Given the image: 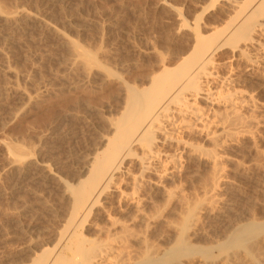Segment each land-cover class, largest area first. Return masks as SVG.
<instances>
[{
    "label": "bare ground",
    "instance_id": "bare-ground-1",
    "mask_svg": "<svg viewBox=\"0 0 264 264\" xmlns=\"http://www.w3.org/2000/svg\"><path fill=\"white\" fill-rule=\"evenodd\" d=\"M1 4L0 19L11 25L38 22L65 47L64 67L56 74L61 93L79 88L93 93L112 79L117 83L103 109L93 110L99 121L89 150L74 157L75 166L67 164V172L62 169L66 173L36 158L39 155L34 149L40 147L7 144L14 174H35L37 179L53 183L65 200L63 212L55 217L59 218L57 227L47 234V226V236L38 234L40 237L29 239V244L15 252L20 257L14 262L13 256V264H264L261 211L256 215L259 220L252 213L250 200L241 208V198L237 201L233 197L239 195L233 194L226 168L235 164V174H240L253 166L264 175V149L260 145L264 103L256 101L247 89L252 80L264 74V0H210L194 12L169 4L166 8L176 21L174 34L181 42L173 49L156 52L155 66L148 72H136L141 66L130 62L126 53L128 59L123 57L114 64L134 71L132 78L116 71L109 58L103 61L105 53L100 59L99 47L97 51L87 49L39 14L24 9L8 11ZM209 6L216 11L208 12ZM224 49L230 59L221 63L217 55ZM231 59L244 64L243 73L231 65ZM2 70L8 71V66ZM43 88L41 95H48L49 88ZM12 90L26 103L36 98L24 89ZM86 108L82 110L90 112L91 108ZM231 150L249 158L247 168L232 158ZM187 176L192 181L186 185ZM263 183L256 187L260 190ZM185 185H192L191 192ZM53 205L50 210L54 213ZM208 221L212 226L206 230ZM158 225L163 232L153 230ZM153 234H158L156 240ZM199 239L206 241L199 244Z\"/></svg>",
    "mask_w": 264,
    "mask_h": 264
},
{
    "label": "rangeland",
    "instance_id": "rangeland-1",
    "mask_svg": "<svg viewBox=\"0 0 264 264\" xmlns=\"http://www.w3.org/2000/svg\"><path fill=\"white\" fill-rule=\"evenodd\" d=\"M209 2L210 0H0V3H2L1 6L4 4L5 6L3 7H7L6 10L8 11L24 9L32 13L34 12L37 15L39 14L40 17H42L44 20H48L52 23H55V27L58 26L57 29L66 33L65 35L70 37V39L72 38V40H76L81 46L87 49H94V51H97L99 47L100 52H102L100 53L98 51V53H105L104 55H106L107 57L104 58L105 56L102 54V58H99L102 60L104 58L103 61H109L110 59L111 62H113L112 66L116 69V71H119L120 73L122 71L123 73L121 74H123V76H125L126 78H132L136 73L134 71H124L121 69V64H119L120 67L118 66V64H114L119 63L123 59V57H125L126 59L130 58V62L131 60H133L132 63L135 62L138 64V66H141H139L140 68L138 69V71L135 70L136 72H148L151 70L152 67L155 66V61L157 59L155 57L156 52L158 54V52L160 51V53H162V51L164 52L168 49H173L176 44H179L181 42L180 38H177L175 36L176 34H174L176 21L173 15H171V12L168 10L170 5H172L173 7L175 6L177 8L187 10L188 12H194L195 10H198L200 6L208 5ZM207 11L210 13L215 12L216 7L213 6L212 8V6H209ZM69 23H71L72 25ZM19 25H11L0 19V264H13L15 260L17 262L20 256H17L15 252L19 251L20 248H24L26 246L24 244L29 242V239L35 238L36 235L37 237H40L41 235V237L47 236L45 234L46 231H49L47 234H50V232L54 230L51 228H56L59 224V218L55 219L56 215H60L64 210L63 206H65V200H63L64 198L53 183L49 182V184H47L46 181L45 183L44 181H42V179L40 180L39 177L37 179V176L35 174L34 176L33 174H31L32 177L29 174L26 175V177H19L13 173L12 166H9V154L6 153L8 152L7 144L17 143L23 145V147L27 146L26 148L30 149H34L35 146L40 147L39 149H34L35 155H39L35 157L38 159L40 157L39 160H44L45 162H48L49 164L53 165V167L55 165V170H57L58 172L66 173L67 171L64 169H66L68 165L73 163L72 159L77 156H83L89 150L90 142L92 141L93 136H95L96 133L94 130L95 123L97 120L99 121L97 115L94 113V109H103L102 107L106 104V101L111 97L110 95H112L117 84L116 80L114 81V79H112L113 82H111L112 80L110 82H107L105 86L103 85L99 89L95 90L93 93L91 91L88 92V90L85 91V89L80 88L77 90H70L71 92H67L66 90V93L64 94L63 92L65 91L61 93L62 90H59L61 89V86L59 83H57L58 81L56 79V74L61 72L64 67L62 65L65 61L64 59H66L67 56V51L64 50L65 47L61 45L59 39L56 38L54 34L45 30L38 22H32L28 24L19 23ZM261 40L264 42V37H262ZM104 49L105 52H103ZM110 50L111 52H109ZM222 51L217 55V58L221 61V63L226 62V60L230 59L228 58V54H230L228 50L224 49ZM126 53L129 55V57ZM122 54L123 56H121ZM233 60L235 59L230 60V63H232L231 65L233 67L234 65H236V70L239 69L238 71L240 73H243L244 64L238 59V61ZM127 62L130 63L129 61ZM6 66H8L9 70L2 72V69ZM263 76H261L262 78H260L259 80H252L253 83L251 82L250 85H247V87H250L247 89H250V91L254 94L255 99L257 98L256 101H260L261 103H264V80H262L264 79ZM13 87L26 90L31 96H33L32 98H34L35 96L36 98L33 99V103L32 99L27 103L25 100L22 101L23 99L12 90ZM43 87L49 88L48 95H41V92L44 89ZM88 98H90L91 101ZM78 106H80L79 110ZM85 106H89L91 110L94 111H83L82 109H87ZM73 107H76L77 110ZM73 112H75V114ZM91 113H93L94 115L92 114L89 116V114ZM79 114L81 115V117H79ZM262 118H264V115H262ZM263 135L264 134L262 133V138ZM85 138H89L88 141H86ZM261 143V148L264 149V138L262 139ZM229 152L231 153V155H233L232 158L234 157V159L237 161L238 159L239 161L241 160L240 163L243 164L244 167L248 166L247 162L249 158L243 155L244 153L241 152V154H238L239 151L237 153L234 150H231ZM242 155L243 157H241ZM240 158H242L243 160ZM80 165L76 166L78 167ZM234 166L235 164L226 165L227 171L229 173L228 179H230L229 181H231V183L234 185L233 194L235 193L234 195H239L233 197L236 200L237 197H239V200L241 198V208L245 205L246 202H248V200H250L249 202L253 203V215H255L256 218H258L257 216L260 215L259 218H262V220H264V217H261L262 215L264 216V213L262 211L264 210V206L260 207L259 205H264V191H260L264 190L262 189L264 188V181H262L264 180V175H262V172H260L259 170V173L257 171H254L256 169L253 166H249V169L245 167L247 168L248 172L251 171L252 168H254L251 172H249L252 174V176L251 174L249 175L247 171L246 173L249 176L245 172L241 171L240 174H243L240 175L239 172H237L238 174H235L236 168ZM232 167L233 169H235L233 170ZM250 167L252 168L250 169ZM57 168H59V170ZM200 168L201 170H203L202 167ZM62 169L66 172H63ZM256 174L260 176V178H262L263 176V179H258V176ZM185 178L184 181L186 180V182L184 184H190L192 179L189 176H187L186 179ZM255 178L259 181H255ZM253 180L255 184L257 182L258 183L255 185ZM259 183H263L262 186H260V190L258 189L260 185ZM51 184L53 185V187ZM186 185L184 187L185 189L187 187ZM191 186L187 187V190H190V192L192 189ZM235 186L239 188L237 189L235 188ZM248 187L250 188V190ZM247 192H249L250 194H248ZM262 195L263 197H261ZM43 197H46L45 199L47 200L50 199L48 200L49 202L46 200L44 201ZM59 197L61 198V200ZM223 197H225V195ZM254 198L257 199L258 202L255 201ZM252 199L255 202H253ZM46 202L48 203L46 204ZM57 202L58 204L60 203V206H58ZM24 203L26 204V206L28 205V210L26 209ZM53 203H55V205L57 204L54 208V213L52 212L54 207ZM40 204L44 205L43 208L42 206H40ZM22 205L23 207L25 206L24 208L26 210L22 207ZM47 206L49 207V209L47 208ZM20 210L22 211L21 213L23 215L20 213ZM255 210L258 213H256ZM254 212L256 214H254ZM17 213H19L18 216ZM58 215L57 217H59ZM51 216H53L54 218ZM208 222L206 223L207 225L205 224L204 227L206 230L210 229V226H212L210 225L211 222ZM54 225L55 227H53ZM47 226L48 230L45 231L44 229H47ZM159 226L160 225H158V227ZM220 226L221 225H219V227ZM154 227L155 229H153ZM156 227L157 226H153L152 229H157L156 231L161 233L160 229H163V227ZM42 229L44 230V232ZM39 230H41V233ZM163 231L164 229L162 230V232ZM38 234H40V236ZM153 235H155V239L157 238L156 236L158 234ZM27 237L28 239H26ZM205 241L206 239H199L198 243L201 244ZM9 252H12L10 253L11 255L9 254ZM6 253L7 255L4 256ZM12 257L16 258L14 259V262L12 260ZM7 258L9 259V261L12 262H9ZM234 264H241V262H235Z\"/></svg>",
    "mask_w": 264,
    "mask_h": 264
}]
</instances>
